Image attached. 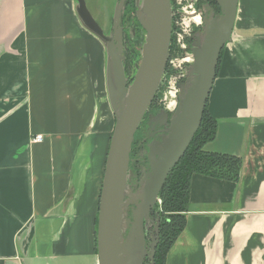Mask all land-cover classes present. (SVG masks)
Returning a JSON list of instances; mask_svg holds the SVG:
<instances>
[{
  "label": "crops",
  "instance_id": "1",
  "mask_svg": "<svg viewBox=\"0 0 264 264\" xmlns=\"http://www.w3.org/2000/svg\"><path fill=\"white\" fill-rule=\"evenodd\" d=\"M237 3L204 149L239 158L240 175H191L186 224L165 264H264V0ZM74 6L0 0V264H97L110 107L105 52Z\"/></svg>",
  "mask_w": 264,
  "mask_h": 264
},
{
  "label": "water",
  "instance_id": "2",
  "mask_svg": "<svg viewBox=\"0 0 264 264\" xmlns=\"http://www.w3.org/2000/svg\"><path fill=\"white\" fill-rule=\"evenodd\" d=\"M217 16H202L190 45L193 63L185 66L184 80L178 84L177 107L171 114L167 135L152 147L148 155L149 171L139 187L127 186L129 156L134 132L158 92L169 57L172 27L170 0H135V18L143 29L141 57L131 82L124 73V45L121 17L126 0L114 5L111 33L92 17L85 0H74L75 13L83 30L94 36L105 52V93L115 121L105 158L98 201L95 250L97 264L154 263L159 240V221L146 246L144 228L159 199L160 190L184 155L200 126L211 92L219 56L231 39L238 0H214ZM200 13V12H199ZM134 206L131 220L128 208Z\"/></svg>",
  "mask_w": 264,
  "mask_h": 264
},
{
  "label": "trees",
  "instance_id": "3",
  "mask_svg": "<svg viewBox=\"0 0 264 264\" xmlns=\"http://www.w3.org/2000/svg\"><path fill=\"white\" fill-rule=\"evenodd\" d=\"M125 4V6H127L125 15L129 16L135 9L133 0H126ZM139 32L140 30L136 33L137 42L141 39V34ZM201 118L200 126L190 141L188 149L169 172L160 190L159 199L161 209L159 216L161 220L158 229L159 240L154 255L155 264H165L166 255L185 227V214L189 207L188 201L191 175H206L230 182L238 180L240 175L239 172L242 162L239 158L232 155L211 153L204 149V145L215 138L216 121L209 117L207 105ZM107 136L106 154L111 133ZM96 221L97 214L94 219V236L97 227Z\"/></svg>",
  "mask_w": 264,
  "mask_h": 264
},
{
  "label": "rangeland",
  "instance_id": "4",
  "mask_svg": "<svg viewBox=\"0 0 264 264\" xmlns=\"http://www.w3.org/2000/svg\"><path fill=\"white\" fill-rule=\"evenodd\" d=\"M87 1V7L90 10V13L94 20L99 23L101 28L103 29L104 34L109 35L111 33V26H112V15L114 12V5L118 0H86ZM133 0V6H134ZM170 4L172 5V27H171V41H170V50H169V57L167 60V65L165 68V71L163 73L162 82L160 85H162L161 91L162 94L158 95V102L162 103L164 105V102H162V97L164 96L165 89L164 87L168 85V82L172 84V82H176V84L181 83L184 78L182 77L184 75L185 69L184 65H181L179 60L182 59V57H185L186 55H189L190 53V47L191 45V36L194 35L193 33L195 30L198 32V29L202 26L203 18L200 11L197 10V0H191V6L193 7L195 13L197 16L201 18V23L198 26H195L192 23L186 24V19L183 17V11H190L188 8L189 4L187 0H170ZM126 5V4H125ZM124 5V6H125ZM127 6H125L124 12L121 17V26L123 29V45H124V71L125 75L133 77L135 73V67L138 65L141 57V49L140 46L143 42L144 38V32L143 29L140 27L138 21L135 18V9L132 14L130 13L129 16L125 15ZM140 30L141 39L137 42V35L136 33ZM193 41V39H192ZM187 45L188 49L183 54L184 56H177L176 54H179L178 52L183 51L185 46ZM176 60V61H175ZM182 62V61H181ZM129 67V69H128ZM131 68V69H130ZM176 68V69H175ZM184 69V70H183ZM130 74V75H129ZM129 82V78L125 76ZM133 79V78H132ZM102 93H104L102 91ZM102 100H105L107 102V95L106 93L103 94ZM104 101V102H105ZM165 106V105H164ZM104 117V114H103ZM105 122L109 121V131L108 134L112 132V129L114 127L115 121L113 119V115L111 113V110L107 112V115L105 117ZM108 119V120H107ZM108 122V123H109ZM107 134V135H108ZM153 210L155 209L156 213H160L161 205H160V199H158L157 203L155 204ZM148 226L149 221H148ZM146 225V226H147ZM150 243V242H149ZM148 246V245H147ZM143 263H148V261L145 259Z\"/></svg>",
  "mask_w": 264,
  "mask_h": 264
},
{
  "label": "flooded vegetation",
  "instance_id": "5",
  "mask_svg": "<svg viewBox=\"0 0 264 264\" xmlns=\"http://www.w3.org/2000/svg\"><path fill=\"white\" fill-rule=\"evenodd\" d=\"M197 4L198 6L196 8L200 11L201 16L212 17L217 16L219 13V8L214 0H197ZM193 33L195 34L191 36L192 39L197 34L196 30ZM188 47H190V45ZM125 76L129 78V82L132 81L131 76H128L127 74ZM161 88L162 85L158 87V92L150 103L147 111L144 113V116L141 119L142 121L133 134L134 138L130 148L131 152L127 173V186L131 191H135L139 187L138 184L141 179H143V175L149 171L148 155L150 147L159 143L167 135L168 126L171 121V114L166 110L162 103L158 102V95L162 94ZM133 208L134 206H130L128 208L127 218L130 221H132L131 212ZM149 220L150 225H147L144 228V233L146 234V246L149 244L151 237L154 235L155 225H157L158 221L160 223L161 220L159 214L155 212V209H151Z\"/></svg>",
  "mask_w": 264,
  "mask_h": 264
},
{
  "label": "bare ground",
  "instance_id": "6",
  "mask_svg": "<svg viewBox=\"0 0 264 264\" xmlns=\"http://www.w3.org/2000/svg\"><path fill=\"white\" fill-rule=\"evenodd\" d=\"M188 1V8L190 9V11H183V17H185L186 19V24L187 23H192L195 26H198L201 23V19L199 17H197L196 13L191 10V0H187ZM182 62H188L189 64L193 63V61L190 58H186L185 60H183ZM168 92H166L164 94V98H163V102L165 105L166 110L169 113H173V111L176 109L177 107V98L175 97V93L176 91L173 89V87L169 88L167 90Z\"/></svg>",
  "mask_w": 264,
  "mask_h": 264
},
{
  "label": "built area",
  "instance_id": "7",
  "mask_svg": "<svg viewBox=\"0 0 264 264\" xmlns=\"http://www.w3.org/2000/svg\"><path fill=\"white\" fill-rule=\"evenodd\" d=\"M191 8H192L191 10L194 11V9H193L192 6H191ZM194 12H195V11H194ZM197 17H199V16H197ZM199 18H200V17H199ZM200 19H201V18H200ZM187 49H188V47H187V45H186L185 48L183 49V51L178 52L179 54H176V55H177V56H179V55H180V56H184L183 54L186 52ZM186 58H190L189 55H186V54H185V57H182V59L179 60L180 64H181V65H184V69H185V66L188 65L189 63H188V62H181V61L185 60ZM175 61H176V60H175ZM175 69H176V68H175ZM184 69H183V70H184ZM182 77L184 78L185 76L183 75ZM178 84H179V83H178ZM178 84H176V82H172V84L168 82V85L164 87V89H165V93L168 92L167 90H168L169 88L173 87V89L176 91V93H175V97L177 98L178 91H179V90L177 89ZM165 93H164V94H165ZM163 98H164V97H162V102H163ZM33 138H34L33 140L36 141V142H41V141L43 140V138H42L41 135H36V136H34Z\"/></svg>",
  "mask_w": 264,
  "mask_h": 264
}]
</instances>
